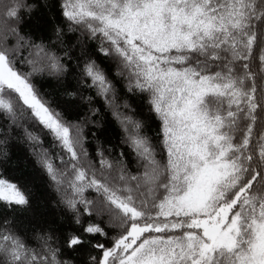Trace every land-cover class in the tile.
I'll list each match as a JSON object with an SVG mask.
<instances>
[{
    "label": "snow or ice",
    "instance_id": "6c2138e0",
    "mask_svg": "<svg viewBox=\"0 0 264 264\" xmlns=\"http://www.w3.org/2000/svg\"><path fill=\"white\" fill-rule=\"evenodd\" d=\"M0 264H264V0H0Z\"/></svg>",
    "mask_w": 264,
    "mask_h": 264
}]
</instances>
